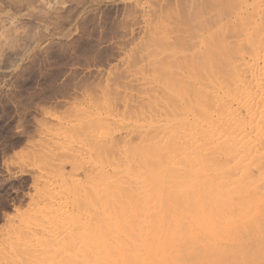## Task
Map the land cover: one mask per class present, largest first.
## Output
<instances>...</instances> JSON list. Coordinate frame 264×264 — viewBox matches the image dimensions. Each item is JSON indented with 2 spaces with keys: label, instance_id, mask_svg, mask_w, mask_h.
Here are the masks:
<instances>
[{
  "label": "rangeland",
  "instance_id": "374dc122",
  "mask_svg": "<svg viewBox=\"0 0 264 264\" xmlns=\"http://www.w3.org/2000/svg\"><path fill=\"white\" fill-rule=\"evenodd\" d=\"M253 27L259 28L255 29L257 33L254 31L257 36H254ZM262 29L264 31V0H0V264H22L21 262L25 260V264H27L31 260L28 259V261L26 258L34 259L31 264H39L41 261L36 257L39 256L38 253H41L43 244L46 247L45 250L48 252L44 249L42 250V254H40L42 255L40 257H43V260L41 259L43 261L42 264H46V262L47 264H52L51 262L55 261L57 258L60 262L62 261L60 258H64L63 260L67 262L72 259L71 262L75 263L73 258L70 257L69 259L68 257L67 259L64 255H74L76 249L75 245L73 246L72 240L75 239L73 237L84 239L87 229L80 225L79 222L75 223L71 211L75 207L78 208L81 202H83V209L85 204L88 206V208L86 206L87 209L85 208L84 210L81 206V212L90 211L89 205L92 207H96L97 205L99 207L102 204L100 199H98V195L102 193L105 186L103 185V187L102 184L101 187L98 186V189L101 188L98 192L97 187L94 189L96 191L92 190L90 186L98 179L90 178L100 172V178L106 176L104 174H108L107 172H109L108 176L116 175V170H118V175L128 176L129 173L128 177H132L134 180L141 177L143 173V170L141 173V169L145 168L149 170L150 168L149 165H147L149 163H146V166L144 164L148 162V160L144 161L147 159L146 156L145 158L142 157L141 160V151L140 154H137L139 155L138 157L134 150L135 153H132L133 157H131L130 151L135 149V147L132 148V146H129V150L132 148L129 151L126 149L127 146L122 143L127 139L125 135L128 134L126 132L129 131L130 134L132 130H138V132H136L137 134L135 131L131 132L133 134L135 133L132 136L133 141H131V144L137 141V136H139L138 133H141L143 129L142 133L149 131V129L152 131L153 127L155 129L158 127V130H153V132L157 131L162 133L161 126L163 128L168 125V121L165 123V119H163L165 117L164 111L166 112V108L168 112L170 106L174 107L176 104H179V106L183 107V101L185 100L186 102L188 100L187 105L184 103L185 106L183 109L185 108L186 111L184 109V112L192 115L194 114L192 113L194 111L191 110L192 105L194 108L197 103V106H195L196 110L195 108L193 109L197 112V108L200 106L199 104L205 103L209 95L214 91V88H212L213 90L211 89V87H214V82H209L207 80V83L205 82L204 85L205 89L202 90V92H208L210 89L212 92L208 93V97L205 95L207 99L203 97L204 94L202 98L199 94L198 96H200V98L198 99L197 97L199 101L196 102L195 98L197 94L195 95L193 90L192 94L195 95V97H193L194 95L190 94L191 90L189 91V88H192L193 84L197 83L198 79L200 80V77L198 78L195 76V72L194 75H192L194 78L192 76L190 77V79H194L195 82L194 80H190L193 84L189 83V80H185V76H183L186 71L184 70L185 72L183 73L180 64V70H176L178 72L180 71L182 74L179 75V78H183L186 82L188 81V85L191 84L192 86L188 87L186 84V87H188V91L186 92V87L185 89L182 88L184 82L181 83L182 81H180V83L183 84L181 86L182 90H180L182 94L179 93V89L177 91L174 88L176 94L178 93V96L175 95L174 98L178 99L181 94V97L183 95L185 99L183 100V98L180 97L181 99H178L180 102L178 100L176 102L173 96L170 98L168 94L169 88L166 84H171V86H168L172 88L174 81L172 79V83H170L168 76L171 77L174 75L175 78L178 75L175 69L179 68L178 66H174L178 65V62L180 63L177 58L182 61L184 58L183 56L190 57L192 61L190 60L191 62L189 63H193L195 71H197L199 67L198 62L201 60L200 56L198 54L196 55L199 57L194 55L193 52L196 51L195 53H197L205 49V58H207L209 62L215 63L217 62V57L215 56L214 49L212 50L211 48L216 47L219 49L228 46L233 51L237 50L234 51L236 53H233V51L231 53L234 55L239 54V57L240 55L246 56L247 53L244 51L247 52V49L248 51L251 50L253 52L252 54L251 51L248 53L246 60H251V55L253 56V60H256L255 57L257 56V60L263 62L264 59L262 60L261 57H263L264 52L262 54L261 52L263 51L262 47H264V39L261 37L264 36V32ZM247 33H250L249 37H253V39L250 38V40H248L246 37ZM251 33L253 34L252 36ZM205 36L206 39L204 38ZM207 38L211 41L209 42ZM204 40H206V43ZM247 40L251 42L248 44ZM258 45H261L262 50L260 47L256 48ZM251 48H253V50ZM259 49L261 50L260 52L258 51ZM228 51L230 50H227V52ZM242 51L245 54L242 53ZM208 52L214 54L210 56ZM184 53L185 55H183ZM258 53L261 57L258 56ZM230 55L228 60H230ZM157 56L162 61L163 65L167 62V66L168 64L170 66L168 70L167 66L165 67L166 64L163 67V70L167 71V73H164V75H166L164 78H167L168 81L165 80L168 83L165 82L162 76L164 71H162V65ZM169 56H174V60L175 56H178L176 58L177 61L174 62L175 64L171 62L173 60L169 61L172 59ZM232 56L231 60L235 61L237 57L235 56L233 59ZM259 57L261 60H259ZM155 58L159 60V62L156 61ZM188 58L185 60L187 61ZM257 60L255 62H258ZM155 61L157 62L156 64L154 63ZM170 62L171 65L172 63L174 64V69H171L172 66ZM155 65H157L155 68L158 67L161 70L157 68L154 70V73L152 69ZM183 68L186 69L185 66ZM194 68L190 70L192 71ZM171 70H174L175 74L171 75ZM157 71L158 73H156ZM179 78L176 77L178 80L176 84L179 83ZM158 79L161 85H159L160 83L158 82V84L156 83ZM201 80L203 81V79ZM162 82H164V85H162ZM198 83L194 85L196 89L199 88L201 84H204ZM179 84L176 86L177 88ZM158 85L162 88L166 86L164 88L165 90L161 89ZM206 86L209 90H207ZM153 87L156 90L158 89L157 91H165V93L160 91V94L163 93L165 96L162 94L160 98L159 92L157 93L156 91L155 93ZM203 88L204 87H202V89ZM196 89L195 92H197ZM183 90L185 95L183 94ZM197 90L199 91V89ZM202 92L200 93L202 94ZM157 95L160 100H158L159 98ZM156 96L158 98H156L158 100L157 103L154 98ZM191 97H193L195 101H191ZM169 98L171 100L173 99V102H171ZM167 99H169L168 101L171 103H167ZM210 99L211 97H209L208 100ZM162 101H164L165 104ZM172 103L175 105L173 106ZM191 103L192 105L190 106ZM163 106H165L164 110H162ZM155 107L157 110L156 112L153 111ZM159 107L161 109H159ZM174 108L178 110L180 107L177 108L175 106ZM180 109L181 110L178 111H183L182 108ZM157 114L158 116H154ZM151 118L153 119L151 120ZM157 123L161 126L159 127ZM151 125L153 126L151 127ZM112 137L114 140L121 139V143L116 140L118 145L117 143L112 145L110 143L111 141L112 143L114 142ZM104 142L105 144L102 145ZM106 143L109 147L108 150L110 149L109 152L105 150L107 149L105 146ZM98 144L100 145L97 146ZM101 146L105 148H102V150L104 149L103 151L100 149ZM110 146H113L112 149ZM84 150L86 151L83 153ZM136 150L139 151V149ZM126 152L127 154L130 153V155H128V157L130 156L129 160L126 156ZM109 153H112L111 157ZM114 153L116 154L115 157H113ZM101 155L103 156V161L100 159ZM136 156L138 161L140 159V164H138L137 159L135 160ZM108 157L114 160L115 164L116 162L117 164L120 162L123 163L124 161L125 163L129 162V165L126 163V166L128 165L129 167H126L125 163H123V165L120 163L121 166L120 164L119 166L121 168L118 167V165V168H116L113 166L114 163L111 165L110 162L112 161ZM118 157H121L119 162L117 161V159H119ZM104 158L106 163L104 162ZM107 160L109 162H107ZM121 160L124 161L122 162ZM131 164L138 167L142 165V168L133 167ZM186 165L188 168L189 165ZM131 166L132 168H130ZM133 168L136 171H134ZM84 169L85 173H83ZM55 170H57V172ZM111 170L113 172L115 171L116 174ZM120 170L124 172H120ZM130 170H133L132 173H130ZM137 170H139V172H137ZM148 172L150 176L151 171ZM145 173L146 171L142 174L144 178L147 175V173L146 175ZM68 174L71 175L69 176ZM86 174L89 176L91 175V177H88L91 181H88L89 179L86 177ZM133 175H136V177ZM41 181H44V183H41ZM65 182L69 185L65 184ZM77 182L78 185L76 184ZM86 182L90 183L86 184ZM99 182L100 181H98V183ZM88 184L90 185L88 186ZM73 185L74 188L72 187ZM41 187H46L44 190L47 192V189H49V194L46 191H42L43 189ZM70 187L74 189V192L76 190L75 187L83 190L80 191V189L77 188L78 191H76V193L79 192L78 195L80 199L76 197V193H74ZM83 187L89 188L87 189L91 191H89L90 194H93H91L90 197L93 196L96 203L93 199L90 201V197L86 198V195L89 196V192H87L86 188V190L83 189ZM71 191L74 196H72ZM86 192L88 194H85ZM82 193L86 200L88 199L87 201L84 197H81L83 195ZM58 197H60L61 200H58ZM41 199H44L46 202L44 200V202L40 201ZM54 199L56 202L61 201L64 204L57 202V204H60L57 206ZM71 199H79L80 202H78V205H75L78 200H74L76 201V203H74ZM47 200L52 202L48 204ZM40 202L41 204L42 202L47 203L48 205L45 204L47 208L44 204L41 206ZM52 204L53 206H51ZM62 205H65V207H62ZM39 206H41V208ZM43 206L45 209L42 208ZM54 206L56 210H54ZM39 209H41L40 213H38ZM46 209H49L48 212ZM78 209L80 210V207ZM57 210L59 212L61 211V213L62 211H66L65 213H67V215L63 213V215H66V219L64 218L65 220L63 221L64 223L62 222L63 217H60V219L62 218L61 220H57L63 223L62 226H59L56 222V218L58 217H56L55 213ZM45 211L49 215L45 214L48 217L45 215L42 217V212ZM53 211H55V213H53ZM59 212L57 216L60 215ZM69 212L71 213L69 214ZM67 216H69L70 219L69 217L67 218ZM44 217L48 219L46 220ZM41 220H46L47 222L43 221L42 224L40 222ZM40 223L42 226L44 225V227H47L41 229L42 226ZM47 223L48 225L50 224L49 227ZM35 224L36 227L40 224V228H36ZM69 224L71 229H68ZM31 227L32 232L30 231ZM60 227L61 230L59 229ZM26 228H29L30 234L27 233L28 230ZM35 228L37 230H35ZM75 229L77 231H75ZM22 230L26 231L24 232ZM69 230L74 231V236L72 234L69 235V233L67 234ZM72 231L69 232L71 233ZM80 232H83L82 236ZM41 233L45 238L47 236L48 240L45 238L42 239L43 236ZM62 233L67 234L66 240H70L72 246L71 242L67 243L64 239V242L67 243V247L65 246L66 244L61 240L62 237L65 238ZM71 235L73 239H71ZM13 236L15 238H13ZM17 237L18 240L16 239ZM50 238L53 239L54 245H50V243H52V241L49 242V240H51ZM45 240L49 242V244L47 243L48 246L45 244ZM56 241L61 244H57ZM68 244L71 247H69ZM17 245L20 246V253L16 251L15 247H18ZM61 245L68 249L70 248L68 251L70 252V250H72L71 254L67 252L66 248L64 249L66 252L63 254L64 250H61L63 248ZM57 246H61V248ZM81 248H85V246L83 245ZM22 249H24V251ZM49 249H52L51 251L54 252L51 254ZM58 249L63 255L58 254ZM34 250H36V252ZM21 251L23 252L21 253ZM18 253L21 254V256H19ZM32 253L34 257L31 256ZM54 253L58 256L57 258L53 255ZM50 254L55 257L54 260H52L53 257H51ZM23 256L24 258L26 257L25 260H22ZM47 257L50 259L52 258L50 262H48L49 258L46 260ZM71 262H69V264H71ZM56 263L57 261L55 264ZM64 264L67 263L65 262Z\"/></svg>",
  "mask_w": 264,
  "mask_h": 264
},
{
  "label": "bare ground",
  "instance_id": "6f19581e",
  "mask_svg": "<svg viewBox=\"0 0 264 264\" xmlns=\"http://www.w3.org/2000/svg\"><path fill=\"white\" fill-rule=\"evenodd\" d=\"M256 28L259 29L258 27ZM256 28L252 29L253 32L255 31ZM249 35L250 33L246 34V37L248 38V40H250V38L253 39V37H249ZM252 35L253 34L251 33V36ZM254 36H257V35L255 34ZM263 37L261 38L264 39ZM204 38L206 39V36ZM207 39L209 40V38ZM204 41L206 43V40ZM210 41L211 40H209V42ZM250 42L251 41H248L247 43L249 44ZM257 43H258V40H257ZM259 47L261 49V45L256 46V48H259ZM253 48L251 49L253 50ZM262 48H263V51L261 52V54L264 52V47ZM211 49L212 50L214 49L215 56L217 57V62L215 63L209 62L207 58H205L206 56V53L204 51L205 49L201 52L200 51L197 53H195L196 51L193 52L194 55L198 54L200 56L201 61L198 60L199 67L197 68L199 76L197 74V71H195L194 64L189 63L192 61L190 57L188 58L186 56H183L184 58L181 61L179 58H177L178 56L177 57L175 56V60H174V56L173 57L169 56L170 58H172L169 61L173 60L171 61L173 63L177 60L180 61V63L178 62V65H174L175 63L174 64L172 63L171 65V62H170V65L172 66L171 69H174V66L175 67L178 66L179 69H175L176 71V70H180V68L182 67L181 70L183 71V73L186 71L185 75L183 76H185L184 77L185 80L186 79L189 80V83L193 84V82H190V80H194V79H190V77L194 75L195 72H196L195 76H197L198 78L200 77V80L203 79V81L202 80L200 81L197 77L196 78L198 80L195 78L197 80V83L200 81L198 84L204 83V84H201L203 86L200 85L201 88L200 87L197 88L199 89V91L195 88L196 86H194L197 83L193 84V86L191 84L188 85V81L186 82L185 80H183V78H179V75H182L180 71L179 72L176 71L178 72V75L176 77L179 78V83L180 81H182L181 83L184 82L183 83L184 86H182L183 84L181 83H180L181 85L179 83L176 84V81L178 82V80L176 79V77L174 78V75H173L175 74L174 70H171L172 71L171 75H173L171 76L172 78L168 76L169 78L168 80L170 83H172V79L174 81L172 88H170L171 84L167 82L168 81L167 78H164V76H166L164 75V73L165 72L167 73V71L163 70L164 65L166 64L165 67L167 66V62L163 65L162 61L157 56V58L160 60V64L162 65L161 67L162 71H164L162 73V76L164 80L165 79L167 80V81L165 80V82H167L168 85H170L168 86L166 84V86L169 88L168 94L170 98L173 96V99H175L174 96L175 95L178 96L177 95L178 93L176 94L175 89L177 91L179 89V93L182 94V92L180 91L182 90L181 86L183 89H185L186 84H187L188 87L192 86V88L194 87L196 89L197 92H195L194 88L193 89L189 88V91L191 90L190 94L193 93L192 92L193 90H194V94L195 95L197 94L195 98L196 102L199 101L197 100V97L198 99L200 98V96H198L199 94L201 95V98L203 94H204L203 97H206L208 93L212 92L211 89L214 88V91L210 94L211 96L209 95V97H211L210 100L212 104L210 103V100H208L209 97L207 96L208 99L206 97L205 98L207 99L206 101L203 99L206 105L204 102L203 104L202 103L199 104L200 106L197 108L198 111L196 112L195 106H197L196 105L197 103L195 104L194 102L195 110H193L194 108L191 103L190 106L192 105V108L191 107L190 108L192 111H194V112L192 111L191 112L194 114L189 115L190 113L188 114L184 112L185 108L183 109V107L185 106L184 103H186V105L188 103V100H187L188 97L186 98L187 101L185 102L184 100L185 96L183 97L182 95L181 97V94H180L179 96L183 98L184 100L183 101L184 106L181 107L179 106V104L178 105L177 104L175 105L173 103L172 104L173 106L175 105L177 108L178 107L182 108L183 111H178L181 109L179 108L177 110L176 108H174L175 106L171 107L170 106L171 104L169 105L170 107L168 109V112H167V108L165 109L166 110V112L164 111L165 117L163 118L162 116V118L165 119V123L166 121H168L167 122L168 125L162 128V126L157 123L159 127L161 126L162 130L161 129L160 130L162 133L157 132V131L153 132V130H156L158 127L156 129L153 127L152 131H150L149 129V131L142 133L144 130L143 129L141 130L142 134L138 133L139 136H137V141L136 142L134 141V143L131 144V141H133L132 136L136 132H138V130L136 131L132 130V131H135L134 134L131 133L132 131L130 132V134H129V131L126 132L128 135H125L127 136L126 137L127 139L125 140V142H122L123 145L125 144L127 146L126 149H128L129 146H132V148L135 147V149L133 150H131L132 148H130L132 152L128 149L131 153V157H133L132 153L136 152V155H137V154H140V151L142 152L141 153L142 156L140 154L141 160H142V157L143 158H145V156L147 157V159H145L144 161L148 160V162H145L144 164L146 166V163H149L147 165H149L150 168L149 170H146L145 168H143L140 171L141 173H142V170H143V173L144 171H146V173L148 171H151L150 176L148 175L149 173L148 172L147 175L145 173L146 177L144 178L143 177L144 175L142 176L143 174L142 173L141 177H138V179L133 180L132 177L131 178L128 177L129 173H128V176H121V175H118V170H116L117 172L116 174L115 171L114 172L112 171L113 169L111 171L117 176L116 175L108 176L109 172H107L108 174L105 173L104 175L106 176H103V178L99 177L101 175L100 174L101 172L92 177L91 175L89 176L86 174L87 178L91 177L90 179L92 178L98 179V180H95L96 183L94 181V183L90 186L92 190H94L97 187V192H98V190L101 189V188L98 189L99 187H101V184L102 186L103 185L105 186V187L103 186L104 187L103 191L101 190L102 193L101 194L99 193V195L97 194L99 196L98 199H100V202H102V204L99 207L97 205L96 207L94 206L92 207L91 205H89L90 206L89 208L91 210L88 209L90 210L88 212L87 211L81 212V206L83 209V202H81L80 203L81 205L78 206V208L80 207V210L77 207H75L73 210L71 209L72 216H74L73 219L75 223L79 222L80 225L84 226L87 229V231H86V236L84 239H78V237H73L75 238L73 239L72 235L74 234V231L69 230V231H72L73 233L72 232L70 233L69 231L67 232V234L69 233V235L72 234L71 239H73L72 240L73 246L75 245V249H76V251L74 249L75 251L74 255L71 254L72 250H70V252L68 251L70 248L69 249L66 248L67 243L71 241L66 240V235H67L66 233L65 234L62 233L65 236V238L62 237L61 240L64 242V239H65V242L67 243L64 242V244H66L65 245L66 247L61 245L63 247L61 250H64L66 248L67 252L70 253L71 256H69V254L68 255L66 254L64 256L67 257V259L68 257L69 259L70 257L73 258V261L75 262V263H72L71 262L72 259L67 262L63 260L64 258H60V260L62 259L63 261V262L61 261L62 264H64L65 262L67 264H69V262H71V264H264V61L259 62L256 56L255 59L258 62H255L256 60H253V56L251 55L250 57H252V59L246 60V56L251 51V50L248 51V49H247V52L244 51L245 53H247V55L246 56L240 55V57L238 56L239 54H236V55L233 54V53H236L234 51H237V50L233 51L228 46H224L219 49H217L216 47H213ZM225 49L230 50L228 51L229 53ZM260 49L258 50L259 52L262 50ZM232 51L233 53H231ZM244 52L242 51V53ZM252 52L253 51H251V54ZM209 54L211 56V54H214V53H209ZM183 55H185V53ZM229 55H230V60H228ZM231 56L233 57V59L236 56L237 59L235 61H232ZM258 56L261 57L260 54ZM185 57L188 58L187 59L188 62L185 60L186 59ZM261 58L262 60L264 59V54H263V57ZM261 58L259 60H261ZM159 60L156 59V61L158 62ZM156 61L154 62L155 64L157 63ZM183 63L184 64L186 63V64L184 65ZM179 65L181 67H179ZM156 66L157 65L153 66L154 68L152 69L154 73H155L154 70L158 68V67L155 68ZM168 66H167V70L170 68V66L169 67ZM184 66L186 69L183 68ZM191 68H194V69L191 71L190 70ZM160 70L158 71L162 72ZM158 71L156 73H158ZM159 79L162 80L161 78ZM159 79L156 81V83L158 82L160 83L159 85H161V82H159L160 81ZM207 80L209 82L210 81L214 82V87H211L210 91L208 92L204 91L203 93L202 90L205 89L204 85ZM163 83L164 82H162V85H164ZM178 84L180 87L178 86L177 88L176 86ZM207 86L206 88L207 90H209L210 85H209V88ZM188 87H186L185 89L186 92L188 91L187 89ZM202 87L204 88L202 89ZM164 88L161 87V89L165 90ZM157 90L155 88L153 89L155 93ZM160 91L162 90L157 91V93L159 92L160 94ZM200 92H202V94ZM163 93H165V91ZM162 94L159 95L160 98L162 97L161 96ZM183 94H184V90H183ZM190 94H189V97H190ZM195 95L193 97H195ZM157 96L154 97L156 100V103L158 102V100H160L159 96H158L159 99L157 98ZM164 96H163V99H164ZM180 97H178V99H181ZM193 97H191L192 100L190 98L191 101H195ZM169 99H167V101ZM178 99H175L176 102ZM172 100L170 99L171 102H173ZM170 101H168L167 103H171ZM178 101L180 102V100ZM162 102L164 103V101ZM208 103L209 105L211 104L212 107L211 105L209 106ZM164 104H161V105H164ZM158 105H157V109H158ZM160 107L159 109H161ZM164 108L165 106L162 107V110H164ZM190 108H189V111H190ZM151 109H154V108H151ZM153 111L155 112L157 111L156 107ZM154 116H158V114ZM152 119L153 118H151V120ZM152 126L153 125H151V127ZM116 140L120 141V143L122 141L121 139L120 140L116 139ZM116 140H114L113 138L114 142L113 143L112 141L111 142L109 141V142L113 145L114 143H117ZM105 142L103 144L102 143L100 144L104 145ZM100 144H98L97 146H99ZM105 146L107 147V149H105L103 146H101L100 149L102 150V148H104L105 150L109 152L110 149L108 150L109 147L107 146V143ZM136 149H139V151ZM85 151L86 150H84L83 153ZM130 153L127 154L126 152V156L128 157ZM111 154L109 155L110 157H111ZM115 155L116 154L114 153L113 157H115ZM137 156L139 157V155ZM137 156L135 157V160L137 159ZM129 157H128V160H129ZM120 158L117 159L118 162L120 161ZM100 159L103 161L102 155ZM109 159L111 160V158ZM108 160L107 162H109ZM105 161L106 160L104 158V162ZM111 161L112 162L110 163L112 165L114 163V160H111ZM121 161L123 162L124 160H121ZM137 162L138 164H140L139 163L141 162L140 159L139 161L137 159ZM120 163L117 164L116 162V164L114 163L115 165L113 164V166L118 168L121 166V164L123 165L125 161L121 164ZM126 163H125V166H126ZM142 164H143V161H142ZM186 164L189 165L188 168ZM131 165L133 166L134 164H131ZM132 166L130 168H132ZM141 166L142 165H140L139 167L138 166H133V167L140 168ZM107 169H110V168H107ZM133 170H130L131 171L130 173H132ZM55 171L57 172V170ZM121 171L123 170H120V172ZM137 172H139V170H137ZM83 173H85V169ZM113 173H110V174H113ZM71 174H68V175L70 176ZM102 174H103V171H102ZM136 175H133V176L136 177ZM118 176H121V177H118ZM90 179L88 181H91ZM98 181L100 182L98 183ZM42 182L44 183V181H41V183ZM87 183H90V182H86V184ZM65 184H68V183L65 182ZM76 184L78 185V182ZM89 185L90 184H88V186ZM72 187L74 188V185ZM41 188L43 189L42 191H46L44 190L46 187H41ZM73 188L71 189L74 192ZM75 188L76 190L74 193H76V191L80 189L78 187H75ZM85 188L86 187H83V189ZM88 189H87V192L90 191ZM47 190L49 192V189ZM81 190L82 189H80V191ZM72 191H71L72 196H74ZM87 192L85 194H88ZM90 192H89V196L86 195V198L90 197V195L92 194V193L90 194ZM78 194L79 192L76 193L75 195L76 197L80 199V196ZM76 197H73V198H76ZM81 197H84V194ZM92 197H90V201L91 199H93L94 201V197L93 198ZM58 198H59L58 200H61L60 197ZM44 199H41L40 201H43ZM79 199H74L76 201L78 200L77 204L75 205L79 204L78 203L80 202ZM74 200L72 201L76 203V201ZM43 202L42 204L45 205L47 203L49 204V202H52V201H48L47 203H43ZM57 202H61V201H57ZM94 202L96 203V201ZM47 205H45L46 208H47ZM58 205L60 204H57V206ZM37 206H38V203H37ZM41 206L39 207L41 208ZM51 206H53V204ZM63 206L65 207V205H62V207ZM86 206L87 205L85 204L84 209L86 208ZM62 207H59V208H62ZM42 208L45 209L44 206ZM64 209H67V208H64ZM46 210L48 212L49 209H46ZM54 210H56V207ZM57 211L56 213L55 211H53V213H55L56 217H58V218L55 217L56 222L59 224V226H62V224L64 223L63 221L66 219L65 216L67 215V213H65L66 211L63 212L64 210L62 211V213L61 211L60 212L58 211L60 215L57 216V213H58ZM40 212H41V209H39L38 213ZM47 212L46 211L42 212L43 214L42 217L45 214H47ZM71 212H69V214ZM63 213H65L66 215L65 214L63 215ZM60 217H63V219L61 218L63 223L58 222L59 220H61ZM68 217L69 216H67V218ZM45 219L47 220L48 218H45ZM46 220H43V221H46ZM43 221L41 220L40 222L43 224ZM36 224H35V227H36ZM70 224L68 226V229H71ZM67 225H68V222H67ZM39 226L37 225L38 228H40ZM43 227L44 225L41 227V229H43ZM46 227L47 226H45L44 228ZM36 228L35 230H37ZM59 229L61 230V227ZM79 229H80V226H79ZM27 230H28L27 233H29V228ZM30 231L32 232V227L30 228ZM75 231L77 230L75 229ZM82 233H81V236H82ZM42 236H43L42 239H44L45 236L44 235ZM13 238L15 237L13 236ZM16 239L18 240V237ZM45 239H47V236ZM50 241H52L50 245L51 244L54 245L53 239L49 240V242ZM49 242L46 241L45 244L48 246ZM56 242L57 244H59L58 241ZM12 243H15V242H12ZM18 244H21V243H18ZM83 245L85 246V248H81L83 247ZM17 246L18 247H15V248H16V251L19 252L20 246L19 245ZM42 246L43 248L41 249L45 250L46 247L44 246V244ZM61 246L59 247L57 246V247L61 248ZM71 246H72V242H71ZM71 246L69 245V247ZM22 250L24 251V249ZM36 250L34 251L36 252ZM42 250L40 254H42ZM51 250L49 249V252H51L52 254V252L54 251H51ZM23 251H21V253ZM65 252L66 251L64 250L63 254ZM40 254L38 253L39 256H37L36 254L37 257L36 256L35 257L38 260L40 259L39 261H41V263L39 262V264H42L43 257H40L42 256ZM58 254L63 255L60 253V251ZM53 255H55L56 258L58 257L56 256L55 253ZM19 256H21V254H19ZM31 256L34 257L33 253ZM51 257L53 256L51 255ZM55 257L51 259L54 260ZM25 258L23 256L22 260H25ZM48 258L49 257H47L46 260ZM26 259L31 260L30 262H28L30 264L34 260L31 258H26ZM51 259L49 258L48 262H50ZM57 259H55V261H52L51 263L55 264V262L57 261V263L59 264L60 261ZM25 261H23L24 263L23 262L21 263L25 264ZM44 261H45V258H44ZM3 264H6V263H3Z\"/></svg>",
  "mask_w": 264,
  "mask_h": 264
}]
</instances>
